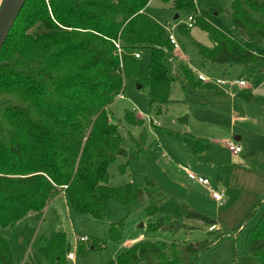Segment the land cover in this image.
Returning <instances> with one entry per match:
<instances>
[{
    "label": "trees",
    "instance_id": "trees-1",
    "mask_svg": "<svg viewBox=\"0 0 264 264\" xmlns=\"http://www.w3.org/2000/svg\"><path fill=\"white\" fill-rule=\"evenodd\" d=\"M160 1L171 3L177 17L195 10L196 0ZM149 2L27 0L18 14L0 53V264H13L8 229L30 214L40 217L59 192L73 211L96 221L104 218L109 201L147 203V216L158 213L167 193H156L159 185L150 174H145L143 187L105 184L109 164L127 157L109 112L122 95L123 75L147 87L148 111L155 116L170 104L174 80L193 89H213L185 65L170 76L173 46L166 30L147 16ZM228 17L243 40L264 46V0H234ZM194 26L212 43L210 48L197 47L200 67L257 65L255 54L195 13ZM141 51L150 55L146 72L134 57ZM236 96L254 101L249 92ZM179 120L186 124L187 117ZM125 121L137 127L143 124L133 111L125 113ZM131 139L137 152L127 164L138 160L143 147L142 135ZM188 143L194 154L206 149L198 141ZM174 200L185 220L216 229L207 232L208 239L196 244L138 242L121 249L106 264H195L221 238L240 230L241 225L218 227L216 219L191 208L183 198ZM260 204L244 221L254 216ZM110 226V239L117 243L122 221ZM149 228L176 233L187 225L162 217ZM88 241V247L79 245L78 253L99 248L97 240ZM245 247L249 256L264 264V213L247 231ZM70 248L65 234L58 233L40 253L49 264H64Z\"/></svg>",
    "mask_w": 264,
    "mask_h": 264
},
{
    "label": "rangeland",
    "instance_id": "rangeland-1",
    "mask_svg": "<svg viewBox=\"0 0 264 264\" xmlns=\"http://www.w3.org/2000/svg\"><path fill=\"white\" fill-rule=\"evenodd\" d=\"M233 1L196 0L194 13L255 54L259 59L255 66L234 68L224 66L200 70L197 47L210 48L212 43L207 35L197 27L194 26L190 30L185 28L188 18L193 17L194 13L181 14L175 19L176 13L171 3H163L160 0H150L145 12L151 20L161 25L167 34L172 35L176 42L177 47H173V54L171 53L170 56L171 77L180 66L188 65L193 70H200L204 73L213 91L216 88L220 91L230 90V94L234 95L241 92L251 93L255 101L240 100L244 112L236 116H240L241 119L231 122L229 116H221L220 124L217 121L216 126L210 125L208 128L206 124L204 125L205 117L208 115L205 110L193 104L185 105L178 102L171 103L159 116H155L153 112L148 111L147 87L137 89L139 85L124 74L122 95L110 105L109 112L112 124L118 127L121 147L126 151L127 157H117L109 164L105 184L111 188L127 184L143 187L145 174H150L159 185L156 193L160 190L167 193L166 198L158 207V213L154 216H147L145 213L147 203L123 205L116 201H109L104 218L96 221L87 215L73 211L63 193L59 192L40 217L30 214L8 229L6 234L13 264H49L42 257L40 249L47 246L58 233L65 234L71 246L69 252L75 253V260L69 262L65 257L64 264H106L114 259L121 249L143 241L169 245L173 242L196 244L208 239L207 232L216 229L203 226L196 221L185 220L177 212L174 197L183 198L191 208L216 219L218 226L235 229L242 224V228L236 235L221 238L205 251L195 264H259L257 258L247 254L245 237L247 231L264 213V204L257 209L253 217L246 221L244 220L248 213L241 217L224 213L225 207H220L213 200H209L211 199L210 194L200 185L189 180L187 174L178 168V165L185 166L193 175L206 176L211 182L212 177H216L215 168L211 169L210 164L202 158L192 156L188 143L185 141L188 138L187 133L207 140L211 148L209 155L220 158V163L232 158L224 142L234 141L233 137L237 136L238 132L243 134L253 147L258 145L253 140L254 136H259L264 142L262 139L264 134L258 133L254 128L255 126L260 129L264 128V46L246 42L232 27L228 14L231 12ZM139 55L138 65L146 72L150 63L149 52L141 51ZM195 71L193 72L196 74ZM223 80L229 82L239 80L244 82L245 86L234 88L228 85H216L217 81ZM178 82L174 81L171 85L169 96L171 99L183 98V95L191 100L201 99L203 95L208 94L207 92H212L199 89L201 91L198 92L204 93L202 95L194 92L196 89L193 90L190 86ZM127 111H133L142 119L143 124L137 127L127 123L125 121ZM185 116L188 125L179 120ZM212 123L213 120L209 124ZM141 135L143 136V147L138 160L127 164L128 157L137 152L131 138L139 139ZM126 164V169L122 170V166ZM156 197L160 199L158 194ZM162 217L183 223L187 225V228H182L176 233L151 231L149 225ZM121 221L123 224L121 237L117 243H114L109 236L110 225ZM82 236L89 240H97L99 248L78 253L79 245L88 247L90 244V241L80 244L79 238Z\"/></svg>",
    "mask_w": 264,
    "mask_h": 264
},
{
    "label": "crops",
    "instance_id": "crops-1",
    "mask_svg": "<svg viewBox=\"0 0 264 264\" xmlns=\"http://www.w3.org/2000/svg\"><path fill=\"white\" fill-rule=\"evenodd\" d=\"M2 1L3 0H0V5ZM187 67L190 68L188 65ZM190 69L192 71H195L192 68ZM201 69L208 70L209 67L208 66H204L203 68L200 67V70ZM200 70L195 71L196 75L197 73H200L203 76H205L204 73L201 72ZM174 81H172V83ZM208 83H210V81ZM198 91L201 90L199 89L194 90V92H198ZM170 92H171V87H170ZM207 93L208 94L206 95H203L204 93H200L203 95V97H201L202 95H199L201 99L196 98L195 100L194 99L191 100L187 96L183 95V98H175V99L169 98V100H170V104L174 102L184 103L185 105L193 104L197 106L199 109L205 110L206 114L208 115L207 117H205L204 125L206 124L208 128H210V125L216 126L217 121L218 124H220L221 116H225V115L229 116L231 122L239 121L241 119L240 116H236V115H241L244 112V110L241 107L242 102L238 97H236V95L230 94V90L220 91V89L214 88V91ZM208 116L210 118H208ZM212 120L213 123L209 124L210 121ZM185 125H188V121L186 122ZM254 128L255 130H257L258 133L264 134V128L260 129L257 126H255ZM187 134H188V138L185 139L187 143L189 140H194L206 146V149L204 151L198 154H194L188 143L192 156L197 158L199 157V159L202 158V160H205L210 164L211 169L212 168L216 169L215 172L216 177H212L213 178L212 182L206 176L199 175L198 177L206 178L209 181L210 189H212L215 192H220L224 195L223 198L224 206L222 204L220 205V207H225L224 213H229L241 217L245 213H248L249 215V213L252 210V207H254V205H256L258 202L261 203L260 206L264 204V142H262L259 136H254L253 138L254 142L257 143L259 146L256 145V147H253L247 141L246 137L240 132H238V135L233 137V140L235 142L234 141L232 142L237 143V145L241 147V152L237 155H234L227 149L228 152H230V154L232 155V158L220 163V158L218 157L215 158L214 156L209 155L211 148L207 140L200 137H195L191 133H187ZM262 139L264 140V138ZM227 142H231V141H225L224 144L226 146H227L226 144ZM179 166L186 168L185 166L182 165H178V168ZM201 187L203 190L208 192L209 188L203 186ZM240 225H241L240 226L241 229L242 224Z\"/></svg>",
    "mask_w": 264,
    "mask_h": 264
},
{
    "label": "built area",
    "instance_id": "built-area-1",
    "mask_svg": "<svg viewBox=\"0 0 264 264\" xmlns=\"http://www.w3.org/2000/svg\"><path fill=\"white\" fill-rule=\"evenodd\" d=\"M186 26L189 29L192 28V17H189L188 18V23L186 24ZM167 37H168V40H169L170 44L174 48H176L177 45H176V42H175L173 36L170 35V34H168ZM116 48L118 49V46L117 45H116ZM118 51H120V50H118ZM134 57L135 58H139V54L135 53L134 54ZM197 77H198L199 80H201L203 82H209V79L207 77L203 76L200 73H197ZM216 85H218V86L228 85V86H231V87H243V86H245L244 82L239 81V80H234L232 82L225 81V80H223V81H217L216 82ZM226 144H227V149L232 154L237 155V154H239L241 152V147L239 145L234 144L233 142H227ZM179 169L182 170L183 172H185V174H187V178L189 180L194 181L195 183H197V184H199V185H201L203 187L209 188L208 189V192L210 194L211 199L214 202H216V204L218 206H220L222 204L224 195L222 193H220V192H215L212 189H210V187H209V181L206 178L195 176L191 172H188L187 169L184 168V167L179 166ZM79 241L80 242H86V241H88V239L86 237L82 236V237L79 238ZM67 260L73 262L75 260V253H69L67 255Z\"/></svg>",
    "mask_w": 264,
    "mask_h": 264
},
{
    "label": "water",
    "instance_id": "water-1",
    "mask_svg": "<svg viewBox=\"0 0 264 264\" xmlns=\"http://www.w3.org/2000/svg\"><path fill=\"white\" fill-rule=\"evenodd\" d=\"M27 0H3L0 5V53L8 40L16 18ZM177 15L175 19H177ZM140 89V86L137 88Z\"/></svg>",
    "mask_w": 264,
    "mask_h": 264
}]
</instances>
